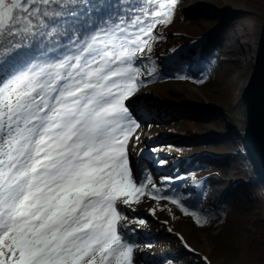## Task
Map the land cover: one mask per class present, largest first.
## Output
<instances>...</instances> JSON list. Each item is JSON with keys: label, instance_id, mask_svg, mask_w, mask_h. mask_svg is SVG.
I'll use <instances>...</instances> for the list:
<instances>
[{"label": "snow or ice", "instance_id": "1", "mask_svg": "<svg viewBox=\"0 0 264 264\" xmlns=\"http://www.w3.org/2000/svg\"><path fill=\"white\" fill-rule=\"evenodd\" d=\"M147 2L0 0V264H132L118 202L167 198L188 214L129 165L134 61L178 0Z\"/></svg>", "mask_w": 264, "mask_h": 264}, {"label": "rangeland", "instance_id": "2", "mask_svg": "<svg viewBox=\"0 0 264 264\" xmlns=\"http://www.w3.org/2000/svg\"><path fill=\"white\" fill-rule=\"evenodd\" d=\"M180 2L174 16L181 23L210 22L211 20L220 22V18L226 16L233 26V41L225 43L224 51L218 56L219 62H216L212 77L206 79L204 83L180 79H152L144 85L138 83L137 89L124 102L139 125L128 142V158L132 171L136 169L134 165L137 160L145 161L147 154L145 152L143 155V149L147 151L181 144L186 146L192 144L197 147L216 143L221 133H204L195 135L194 138H187L173 131L171 133L169 130L173 129H168L172 128L173 122H179V120H202L205 117L202 116L201 109L206 115L212 113L222 116L224 113L226 119H231L232 128L228 127V120V124H225L223 118H220L222 131L227 128L225 131L236 132L242 124L243 110L238 105L239 92L249 77L256 34L262 18L260 14L264 10V0H180ZM171 29L165 30L169 34L173 31ZM155 35L154 42L158 41V43L165 37L158 32ZM157 50L158 55H163V51ZM134 100L142 103L153 102L146 110L148 117L138 113L133 105ZM183 107L187 108L188 112L181 110ZM174 109L176 112H173ZM174 127L177 125L174 124ZM167 153L161 151L163 160H166L167 164H171L175 158L174 165L192 161H217L215 156L202 149L193 150L188 157L187 154L173 156ZM223 163L228 169L220 174L225 186L223 188L218 186L215 189L218 191L221 187L220 194L229 191L228 183L235 177L234 171L237 167L245 168L244 175L252 174L250 167L242 158ZM171 173L170 166L152 168L148 175L153 183L161 187V184L165 182L162 179L163 175ZM143 174L144 171L141 169L133 171V177L137 182H146ZM187 176L184 175L183 180H186ZM169 182L170 180L167 181ZM251 188L249 187L246 191L247 203L243 209L235 208L234 213L226 215V219L223 218L224 214H219L218 221L217 215L210 222L208 215H202L201 223L196 222V216L188 220L176 215L172 208V201L165 198L152 199L148 195H143L138 201H133L130 207L123 205L122 201L118 202L119 209L126 217L119 221L118 230L124 240L134 246L132 264H152L151 261L160 256L168 258L179 256L182 264H196L199 260L205 264H264V198L255 186L254 189ZM149 190H151L150 185ZM205 202L204 200L202 208L210 212V201L206 205ZM152 209L155 211H151ZM205 218L207 223L203 222ZM139 220H144L145 223L141 225L138 223ZM161 239L172 242L173 245L176 244L175 242H181L184 251L178 255L175 251H168L162 245ZM149 240L152 244L146 245Z\"/></svg>", "mask_w": 264, "mask_h": 264}, {"label": "trees", "instance_id": "3", "mask_svg": "<svg viewBox=\"0 0 264 264\" xmlns=\"http://www.w3.org/2000/svg\"><path fill=\"white\" fill-rule=\"evenodd\" d=\"M139 2L142 3L146 9H150L154 6L150 5L147 0H139ZM180 3V0H178L174 13ZM262 14H260L261 17ZM228 20L229 18L223 20V17H221L220 22L211 20L210 22L200 21L196 23V21H194L183 24L173 15L170 22L157 24L153 28L152 35L147 37L151 51L146 50L143 56L138 57L134 61L135 66L141 69L138 83L144 85L152 79H180L191 80L196 83H201L200 81H203L202 83H204L206 79L212 77L213 69L217 64L216 62H219L218 56L224 51L225 43H232L233 41V26ZM170 28H172L173 31L168 34L165 29ZM156 31L159 34L162 33V35H165V37L162 38L163 41L159 42L160 44L158 41L154 42L155 34H157ZM22 42L27 43V41H22V38L11 41L12 44ZM2 43L3 42H0V44ZM6 47H10V45L5 44L4 47H0V52H3ZM157 49L163 51V55H158ZM238 103L241 107L240 102ZM202 116L205 117L202 118V120H179V122H173L171 124L172 128L170 127L168 129H173L169 130L171 133H179L181 136L187 138H194L196 137L195 135H202L204 133H221L216 143L197 147L181 144L180 146L154 148L152 151L155 153L153 162L159 164V166L161 165L160 167H164L167 164V161L163 160L161 151L166 153L170 152L173 156H175V154H180L181 156L187 154L186 156L188 157L192 154L193 150L202 149L207 150L211 155L217 158L216 162L192 161L174 165L176 163L175 158V160H172V163L168 165V167L171 166L172 170V173L168 175L172 176L173 179L167 184L162 183L161 185L163 186L160 187L162 191L159 193L160 197H170L181 201L184 207L188 209V214H185L179 205L172 203V208L175 210L176 215L181 218L189 220L193 217L192 213H196L199 217L208 215V221L210 222L216 215V220L218 221V219H220L218 216L219 214H224L223 218H225L227 217L226 215L229 216L232 212L234 213L235 208H239L240 210L243 209L247 203L246 191L249 187L254 189L253 187L255 186V189L261 194L262 198H264V191L259 183L254 182L252 174L244 175L245 168L237 167L234 171L235 177L232 182L228 183L229 191L220 194L219 190L221 187L223 188L225 186V182L222 181L220 174L228 169L223 162L227 163L230 160L235 161L241 158L239 154L232 152L236 147V134H232L234 131H227L230 132L227 134L224 133L227 128L222 131L219 122L221 117L225 124L229 122L228 127H233L230 126L231 119H226L224 113L222 116L212 113ZM233 119L236 120L235 118H232V120ZM174 124L177 125V127H174ZM160 161H164V163L161 164ZM220 162L221 164H219ZM182 174L188 175L186 180H183L184 175ZM221 181L223 182L222 184ZM218 186H221L218 188L219 190L217 189L219 192L215 190ZM249 193L253 192L249 191ZM167 200L172 201V199ZM204 200L206 201L205 205L209 204L208 201H210V212L202 208ZM161 242L168 251H175L177 255L184 251L181 242H175L176 244L174 245L172 242L170 243L165 240ZM151 244L152 242L150 240L146 243V245ZM179 260V256L172 258L160 256L158 259L151 262L152 264H180V262H178ZM196 264L205 263L199 260L196 261Z\"/></svg>", "mask_w": 264, "mask_h": 264}, {"label": "water", "instance_id": "4", "mask_svg": "<svg viewBox=\"0 0 264 264\" xmlns=\"http://www.w3.org/2000/svg\"><path fill=\"white\" fill-rule=\"evenodd\" d=\"M243 110L236 149L264 191V11L258 26L249 77L239 92Z\"/></svg>", "mask_w": 264, "mask_h": 264}, {"label": "bare ground", "instance_id": "5", "mask_svg": "<svg viewBox=\"0 0 264 264\" xmlns=\"http://www.w3.org/2000/svg\"><path fill=\"white\" fill-rule=\"evenodd\" d=\"M225 19H228V18L226 16H223V20H225ZM140 103H142V102H140V101L137 102V100L133 101V105L136 108V110H138V113L141 114L143 117H148L149 114L146 110L149 108L151 103L153 104V102H143L142 104H140ZM186 109L187 108L183 107L181 110H184V112H188V111H186ZM201 111H202V115H206L205 112H203L204 110L201 109ZM173 112H176V109H174ZM191 114H193V113L191 112ZM224 133L227 134L230 132L225 131ZM234 133L235 132H233L232 134L235 135ZM189 146H195V145L189 144ZM253 179H254V182L258 183L257 179H255V178H253ZM179 262H180V264H182L180 260H179Z\"/></svg>", "mask_w": 264, "mask_h": 264}]
</instances>
